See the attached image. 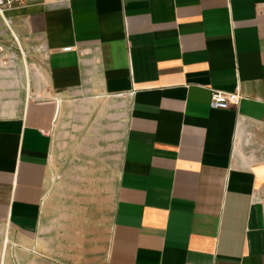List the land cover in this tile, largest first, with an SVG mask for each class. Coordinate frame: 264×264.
Here are the masks:
<instances>
[{"label": "crops", "instance_id": "obj_1", "mask_svg": "<svg viewBox=\"0 0 264 264\" xmlns=\"http://www.w3.org/2000/svg\"><path fill=\"white\" fill-rule=\"evenodd\" d=\"M0 264H264V0L0 14Z\"/></svg>", "mask_w": 264, "mask_h": 264}, {"label": "built area", "instance_id": "obj_2", "mask_svg": "<svg viewBox=\"0 0 264 264\" xmlns=\"http://www.w3.org/2000/svg\"><path fill=\"white\" fill-rule=\"evenodd\" d=\"M30 0H0V14L11 8L15 4H23ZM238 91H225L221 89H211L209 106L211 108L236 107L241 99Z\"/></svg>", "mask_w": 264, "mask_h": 264}]
</instances>
